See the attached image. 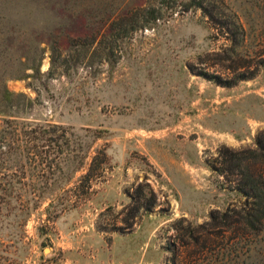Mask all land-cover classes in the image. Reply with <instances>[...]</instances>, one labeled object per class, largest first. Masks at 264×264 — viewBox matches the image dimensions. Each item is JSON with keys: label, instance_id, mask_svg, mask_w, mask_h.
<instances>
[{"label": "rangeland", "instance_id": "obj_1", "mask_svg": "<svg viewBox=\"0 0 264 264\" xmlns=\"http://www.w3.org/2000/svg\"><path fill=\"white\" fill-rule=\"evenodd\" d=\"M200 1L215 21L180 0H78L79 9L92 4L90 25L108 18V36L90 46L63 34L67 46L51 76L48 51L42 77L7 81L34 101L16 118V147L41 124L64 126L71 137L19 250L24 228L15 226L13 205V264H174V256L177 264L264 263V227L234 233L244 221L205 247L212 213L233 215L247 201L237 176L211 165L221 168L227 150L254 149L264 136V127L246 123L264 116V0ZM4 128L0 116V134ZM62 133L46 147L52 157L67 148ZM14 154L13 175L26 173L21 183L13 178L14 189L28 194L35 160ZM125 221L131 233H121L130 230Z\"/></svg>", "mask_w": 264, "mask_h": 264}, {"label": "trees", "instance_id": "obj_2", "mask_svg": "<svg viewBox=\"0 0 264 264\" xmlns=\"http://www.w3.org/2000/svg\"><path fill=\"white\" fill-rule=\"evenodd\" d=\"M75 2L78 0H0V116L3 117L5 123V128L0 134V264H13V205L15 206V226L20 223L18 224L20 226L17 225V227L24 228L18 235L16 248L19 250L23 238L26 237L27 221L48 199L43 185L44 183L48 184L47 175L50 171L54 174L62 173L63 168L57 163V159L70 149L71 142L68 128L41 124L26 131L23 141L19 147H16L17 139L13 128L17 121L16 118L19 117L18 114H22L27 108L32 107L34 101L24 94L11 92L7 87V81L9 79L42 77L41 66L48 51L51 52V68L48 73L51 76L57 67V57L63 55V47L67 46L63 34L67 36V39H70L68 42L85 38L88 41L86 44L90 46L99 37L104 40L108 36V18H102L98 27L90 25L87 14L92 8L91 2H86L81 9L74 5ZM184 3H188L187 7L202 9L215 21L214 13L207 11L203 1L180 0L179 4ZM179 6L175 7V11ZM78 24L83 27L84 31L82 30V35L74 37L71 29L76 28ZM241 79L245 80L244 77ZM231 86L232 84L226 85V87ZM10 127L13 128L14 133L10 132L12 130ZM56 130L63 131L58 138L64 141V146L67 148L64 149L61 146L56 155L52 157L46 147L54 146L53 142L57 141L54 138ZM255 146L254 149L227 150L221 158V165L224 166L221 168L216 165L209 166L219 175H236L238 179L236 190L247 201L240 212L234 213L239 218H235L230 209L222 213L219 211L212 213L211 220L207 223L210 229H207L209 238L205 244L206 248L214 246L211 237L215 235L219 239L221 237L227 239L226 234L232 229L234 223L244 221L245 225L244 228L234 229V233L240 231H245L246 234L249 231L254 233V231H262L264 227L263 135L256 138ZM13 152H16L14 154L16 160L22 162H27L29 159L35 160L36 174L33 176L34 182L31 180L33 190L28 194L17 193V189L16 191L14 189L16 184L13 178L17 176L18 182L21 183L26 173L23 172L22 176L13 175ZM9 163L12 164L9 165ZM54 163L56 164L53 170ZM80 168V166L77 167L74 174ZM72 179L73 175H70L66 183L59 189L65 188ZM52 205L53 202L50 203L47 211ZM233 217L234 221L231 222ZM182 221L185 219L182 218ZM125 224L130 230L121 233H131L134 224H131L130 221H125ZM43 231L39 230L41 236L45 234ZM213 255L218 261L220 254ZM228 255L231 256V254ZM169 261L177 264L178 259L174 256Z\"/></svg>", "mask_w": 264, "mask_h": 264}, {"label": "crops", "instance_id": "obj_3", "mask_svg": "<svg viewBox=\"0 0 264 264\" xmlns=\"http://www.w3.org/2000/svg\"><path fill=\"white\" fill-rule=\"evenodd\" d=\"M255 81V79H252L251 81H249V82H254ZM264 96V95H263ZM264 99V98H263ZM264 102V100L262 101V103ZM263 108H264V105H263ZM248 112V111H247ZM248 114V113H247ZM247 125L249 126H251V125H253V123H256L257 125H259L261 128L262 127H264V116H263V118H261V119H258V120H256V119H253L252 117H249L248 119H247ZM186 162V161H185ZM183 169L184 170H181L182 172H183V175H187V173H188V171H189V169H190V165H185L184 167H183Z\"/></svg>", "mask_w": 264, "mask_h": 264}, {"label": "water", "instance_id": "obj_4", "mask_svg": "<svg viewBox=\"0 0 264 264\" xmlns=\"http://www.w3.org/2000/svg\"><path fill=\"white\" fill-rule=\"evenodd\" d=\"M46 251H48V252H49V249H47Z\"/></svg>", "mask_w": 264, "mask_h": 264}]
</instances>
